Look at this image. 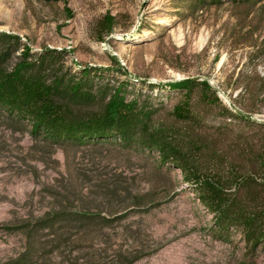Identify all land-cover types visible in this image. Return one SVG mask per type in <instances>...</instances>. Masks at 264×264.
Returning a JSON list of instances; mask_svg holds the SVG:
<instances>
[{
	"label": "rangeland",
	"instance_id": "rangeland-1",
	"mask_svg": "<svg viewBox=\"0 0 264 264\" xmlns=\"http://www.w3.org/2000/svg\"><path fill=\"white\" fill-rule=\"evenodd\" d=\"M0 32L21 40L8 67L28 46L27 74L58 85L76 118L127 81L141 118L185 135L172 116L183 94L168 84L207 80L221 106L198 107L212 153L239 166L247 139L264 157V128L248 121H264V0H0ZM251 176L264 197V173ZM0 264H264V245L214 226L157 150L52 140L0 112Z\"/></svg>",
	"mask_w": 264,
	"mask_h": 264
},
{
	"label": "trees",
	"instance_id": "trees-1",
	"mask_svg": "<svg viewBox=\"0 0 264 264\" xmlns=\"http://www.w3.org/2000/svg\"><path fill=\"white\" fill-rule=\"evenodd\" d=\"M106 19L112 24L110 16ZM20 41L15 34L0 32V112L29 122L32 133L44 134L52 140L120 141L157 150L161 161L178 167L183 181L196 189L200 202L213 214L214 226L223 231L239 229L251 249L264 245V197L253 192L257 180L251 176L252 169L264 173L263 154H255L247 139L241 144L244 162L239 166L226 156L212 153L210 142L199 133L206 126L201 122L198 107L221 106L216 90L207 80L187 78L168 84L171 90L183 94L172 116L187 126L185 135L174 125L141 118L137 101L126 98L127 81L118 84L100 112L76 118L71 107L57 98L58 85L49 84L42 75L27 74L33 65L28 61L32 57L28 46L24 45L18 55L23 60L8 67L6 62L19 48ZM54 52L57 50H48ZM83 74L89 76L88 68ZM221 109L228 117L232 116L228 109ZM248 121L264 128V121ZM221 167L226 169L225 175L221 174ZM241 191L245 194H240Z\"/></svg>",
	"mask_w": 264,
	"mask_h": 264
}]
</instances>
